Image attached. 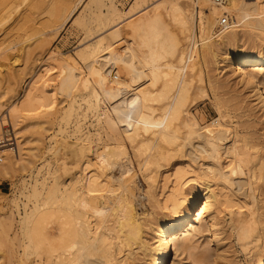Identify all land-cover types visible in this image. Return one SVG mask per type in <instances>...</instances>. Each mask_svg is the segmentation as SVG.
<instances>
[{"label": "bare ground", "instance_id": "bare-ground-1", "mask_svg": "<svg viewBox=\"0 0 264 264\" xmlns=\"http://www.w3.org/2000/svg\"><path fill=\"white\" fill-rule=\"evenodd\" d=\"M84 1L79 0L78 5ZM149 1L133 0L122 11L116 0H89L85 14L83 11L75 20L78 5L67 12L70 0H0V25L11 19V14H17L11 20L15 29L7 36L10 41L42 30L57 32L64 24L75 21L85 33L76 58L61 53L54 56L51 51V62L41 66L40 73L35 74L37 80L28 84L16 106L7 113L19 123L20 117L29 116L31 108L42 111L47 103L51 115L58 95L67 102L60 121L67 124L71 120L74 135L73 142H68L63 138L65 130L58 127L50 138L45 165L30 166L33 183L22 179L18 195L10 196L14 213L9 210L0 214V245L16 239L20 249L17 264H43V256L47 264H136L138 260L143 264H167L171 250L189 254L196 248L195 238L204 233L210 235L205 244H213V250L197 258L214 264L223 253L221 220L226 213L227 224L236 230V240L248 264H264V236L254 235L251 225L262 220L256 197L264 185V161L255 159L245 136L229 137L232 122L224 121L223 115L201 126L190 112L204 92L200 86L198 46L205 63L216 66L218 45L228 49L220 60L226 76L248 89L264 110V0H224L220 4L209 0H152L156 4L150 7ZM20 5L24 6L21 10ZM194 7H198L197 13ZM37 10L49 17L38 27ZM223 15L229 22L218 28ZM93 21L96 25L91 24ZM167 27L176 28L174 40ZM41 35L35 39L36 49L50 44L48 36ZM7 37L0 39V55L9 49L3 51ZM29 50V54L33 53ZM29 56L33 61L39 55L34 59ZM54 69L58 72L53 79L55 74L49 75L51 71L55 73ZM51 81L57 86L54 95L49 92ZM11 82L5 84L6 91L0 96L16 91L18 85L14 88ZM242 97L248 100L243 94ZM46 109L42 115H48ZM25 111L28 115H24ZM86 118L91 119L88 125ZM94 141L95 148L91 146ZM16 145L14 152L0 151V179L17 165L23 167L17 140ZM55 157L58 158L53 160ZM134 163L146 182L144 199L152 209L150 213L139 212L142 207L139 209L134 193ZM42 166L53 170L45 171L55 184L45 190L48 200L44 197L40 204L43 207L52 202L47 206L52 204L58 211L62 229L57 238L51 231L42 233L35 219L39 206L29 210L25 202L31 199V203L33 197L42 195L39 190L43 188L38 187L43 186L44 179L39 181V177L49 179L44 173L39 175ZM0 196L8 194L0 192ZM247 208L249 220L243 211ZM4 209L5 204L0 205V211ZM14 222L18 229L9 236Z\"/></svg>", "mask_w": 264, "mask_h": 264}, {"label": "rangeland", "instance_id": "rangeland-1", "mask_svg": "<svg viewBox=\"0 0 264 264\" xmlns=\"http://www.w3.org/2000/svg\"><path fill=\"white\" fill-rule=\"evenodd\" d=\"M17 1H20V0H17ZM88 1L89 0H86V1H84V3H82V4L80 3L78 5L79 0H70L71 5H68L70 3L67 4L68 5L67 6V12L70 9H72L73 7H76L78 5L77 6L78 8L76 9L77 11L75 12V14L77 16V17L75 16L76 17L75 20H77L78 18H80L83 11H84L83 15L85 14L84 7L86 6V3L88 4ZM132 1L133 0H129L127 3L120 4V0H116V5H117L118 9L123 11L129 7V5L132 3ZM75 2H76V4H75ZM18 3L19 2H17V4ZM20 4L22 5L21 2H20ZM152 4H156V3L155 2L153 3L152 0H150L148 6L150 7V6H152ZM21 5L19 6L20 10H21V8L22 9L24 8V6L21 7ZM194 9H195L196 13L199 10L198 7H194ZM43 12H41L40 10H37V13L35 14V21H36L35 23L38 24V25L35 24L36 27L41 26L40 23L44 24L43 20H44V22H46V19L47 18L49 19V17H45L47 15L43 14ZM13 14H11V16H10L11 19L9 18L7 22L5 21V23L0 25V39H2L4 37L6 38L7 36H10L11 33L13 32V30L11 32V29L14 27V25H12V24H14V21H11V20H14L17 16L16 13H15V15H13ZM196 21H197V17H196ZM75 22H73V23L68 22V23L64 24V26L60 30H58L59 32L58 31L56 32V31L42 30L43 32L40 31V33H34V34H37V36L43 34V35H41V38H43L44 36H48L47 38L50 40V44L44 45L42 48L36 49V45H34V44L36 42L35 39L37 38V36L34 34L28 35L29 37L27 36V38H26V36H24L22 39H20L18 41L13 40V38L10 41L11 37L10 38L7 37V40L3 44L5 46L3 51H5L7 48H9V49L5 51L7 54L4 52L6 55L4 53L2 55H0V58L2 57L0 59V66H2L0 68V79H3V81H0V95H2L4 89L6 88V85L9 82H11V80H12V82L14 81V83H15V84H12V86L14 88H16V86L18 85L17 86L18 88H16V91L13 92L14 94L8 93V94H3V96H0V105H1L0 106V133L2 132L1 131L2 130L1 125H3V124L5 125L6 123L8 125L11 124L12 129H13L14 134H15V138H16L15 140H17V143L19 142L18 148H20V147L22 148V150H20V152H21V154H23L21 156V157H23V160L21 162H23L22 166L24 168L20 167V165H17V166H19V168L16 166L13 170H11L9 172V174L5 178L0 179V192H2L4 194H8V197H1L0 196V205L5 204V209H6V210L4 209L3 212L0 211L1 215L3 213L8 212L9 210L13 211V207L11 208V204L9 202V199L13 196L12 194L18 195V193H16V191L19 187V182L22 179H25L28 183L30 182V184H31V182L33 181V180H31L32 178L29 177L30 166H31V168L34 166L39 168L41 166V164L45 165L43 163L44 162L43 159L48 157L47 148L49 147V145L52 142L50 138L53 137V135L57 133L58 127L62 126V128L65 130V132L63 134V138L66 141L73 142V140H74V135H72V129H73L72 124L73 123H71V120L68 121L67 124H65L64 121L63 122L60 121L61 110L62 109L64 110V108L67 107V102L61 101V99H62V98H60L61 96L55 95V98H56L55 104H57L56 105L57 107H55L56 109H54L55 110L54 113L51 114L52 116L47 112L49 110L48 108L46 109V107L48 105L47 103H45V105L42 106V107H44V109L42 107L41 108H42V111L46 109L45 112H47L48 115H46L44 113L42 115V113H41L42 111H40L41 109L40 110H39V108L33 109V108H35V107H33V108H31V110L29 109L31 111L30 113L25 111L26 114H24V115L29 114V116H26L27 118H24L25 116H23V118L20 117L18 120L20 121V119H21L22 121L19 123H18L17 119L14 122L13 119L7 115V113H8V111H10V109L13 108L12 107L13 105L16 106L15 104H17L18 101L21 99V97L24 94V91L27 88L28 84L32 83L34 79H35L34 81L37 80L35 74L40 73L39 70L41 69V66L45 65L48 62H51V60L49 59L51 51H54V53H52V55H54V56H56L58 53H61V54L69 55V56L71 55L74 58H76V50H78L80 48V44L83 43L82 41L85 38V33L82 30L81 26L76 24ZM228 22H229V20H228ZM94 23H95L94 21L91 22V24H94ZM94 25H96V23ZM94 25H92V26L90 25V28L92 27L93 30L96 28V26H94ZM169 27H171V26H169ZM169 27H167L168 33L175 35L176 28L172 29ZM39 28H41V27H39ZM13 29H15V27ZM49 30H51V29H49ZM5 31H7V32H5ZM172 31H173V33H172ZM247 32L248 31H246V35L250 36V34H249L250 32L249 33H247ZM6 33H7V35L4 36V34H6ZM22 34L24 35L23 32H22ZM172 35L170 37H172ZM174 35L171 38L173 40H174ZM246 35H244V36H246ZM246 37H248V36H246ZM220 46L218 45L217 46L218 48L215 47L216 51H217V49H219L217 51V55H218V53H220L217 56V62L218 63L216 64V66L212 65V64L208 65L207 63H205L207 61L204 59V57H202V53H201L202 51L200 49V46H198V52H199L198 53V61H199V66H200V76L202 79V83L200 86H202L204 92H203L202 97H198L197 100L194 101L195 102L194 106L192 107L190 112L196 118L198 124L201 126H206V125L210 124L211 122H213L214 120L215 121L218 120V117H219L218 115H223L224 121L228 120L230 123L232 122V124H231L232 126H230L232 134H230L229 137H232L235 134H236V138H239L240 136H245L249 141V151L252 152L255 159L256 158H258L259 160L263 159L262 161H264V110L260 107V105L257 103V101L254 100V97L248 91V89L243 88L242 84H239V83H238L239 85L236 84L237 80L234 81V83H233L232 79H229L226 76V74H225L226 69L223 68L224 62H221L220 60H222L226 56L225 52H226V50L228 52V49L225 48L226 49L225 50L223 47H220ZM27 50H29L30 52L33 51L34 54L32 52L31 53L33 55L31 53L29 54V52ZM55 52H57V53H55ZM27 54H28V56L30 55L29 57H31L33 59L37 58V56L39 55L38 59H39V57H40V59L39 60L34 59L33 61H36L34 63L30 58L27 57ZM15 56L17 57V59ZM11 61H13V62H11ZM31 61H32V63H31ZM77 61H78L79 65H81V63L79 62L78 59H77ZM10 64L11 65L13 64L14 66L12 65L13 66L12 67ZM25 64L28 66L29 65L32 66V64H34V66H33V68L32 67L25 68V66H26ZM20 65H21V67H20ZM22 65H23V67H22ZM13 68L16 69L15 72L17 74H19L20 77L15 75L16 73L13 72V70H14ZM29 68H31L30 69L31 72H29V70H28ZM24 69H26V70H24ZM51 72H50L49 77L51 76V74L52 75L55 74L53 76V79L56 78L57 77L56 75L58 72L57 69H54L53 72H55V73H51ZM3 75H4V77H3ZM1 76H2V78H1ZM21 76H22V78H21ZM9 77L11 78V80L9 79ZM5 78H7V79H5ZM17 78L19 79V81H17L18 80ZM42 79H40L38 81L39 84H40ZM195 79L198 80V77H196ZM209 79L213 81V87L210 86ZM230 80L232 82H230ZM4 81L7 82V83H5L6 85L4 84ZM16 82H18V84ZM51 82H50L48 87H49V92L53 94L54 89L57 86L54 84V82H52V83ZM39 84H37V85H39ZM234 84H236L235 85L236 87L234 86ZM2 85L4 88L2 87ZM54 86H55V88H54ZM235 89L238 91H236ZM5 91H6V89H5ZM242 94H243V96L247 97L248 100L247 99L243 100ZM247 101L248 102L250 101V103H248ZM109 108H110L109 106H106L105 109H108L109 110L108 112H110L109 113L110 116L116 120V118H115L116 116L111 112V109H109ZM32 110H33V112L36 111L35 114L32 112ZM25 112H23V113H25ZM37 112H38V114H40L39 116L36 115ZM30 115L31 116L34 115V116L31 117ZM59 115H60V117H59ZM85 120H86V125H88L91 122L90 121L91 119H89V118H86ZM15 123H16V125H15ZM27 125H29V126H27ZM19 126H20V128H19ZM23 129H25V130H23ZM90 131L93 132L92 129H90ZM60 137H61V135H58L56 138L59 139ZM21 140H22V143H21ZM92 143H93V145H92ZM94 143H96V141L91 142V146H93L95 148L96 145ZM125 145L128 147V149H130L127 142H125ZM0 155H1V153H0ZM63 156H65V155H63ZM57 158L58 157H55V158H53V160H56ZM258 159H256V160H258ZM27 161H28V164H27ZM41 161H42V163H41ZM133 166H134L133 167V174L135 173L134 174V182H135L134 185H136L134 193H135L136 201L138 202L139 209L142 207L139 212L142 211L146 214V212L148 211V213H150V212H152V209L147 204L146 199H144L145 198L144 192L146 189V184H145L146 182L143 181V179L141 178L140 172L137 170L138 168H137L135 163L133 164ZM45 168H46V166L41 167V174H39V175L42 176L43 173L45 174V171L47 172L48 170L50 172L53 171L51 166L47 167V168H49L48 170ZM43 169H44V172H42ZM44 176H47L49 179H47L46 177L45 178L39 177L40 178L39 181H42V179H44L43 180L44 181L43 186L45 187V189L43 186L38 187L39 189L43 188L42 190H44V191L39 190V195H41L40 193H42L41 197L40 196H38V197L32 196L33 198L30 197V198H32L31 203H30L31 199H28V202H27V200H25V202L28 203L27 206H28L29 210L31 209V207L33 208L34 206H39L40 211H38V213L36 215L37 216L39 215L40 217L38 216L35 219H36V222H38V225L39 224L41 225L40 227L39 226L38 227L42 231V233L44 232L45 235H47L49 233H53L55 235V237L57 238L60 235L59 233L62 229V226L59 224V220L61 219V217H60L58 211L55 208H52L53 203L49 202V201H48L49 203H52V204H50L51 206H47L48 202H46L47 203L45 205L46 209H44V210L41 209V208H44L45 206L42 207L40 202H43L42 200L45 201V199L48 198L47 197L48 196L47 191H46L47 196H44V195H46L45 190L49 191L50 188H52L51 184L53 182V180H51L52 179L51 174H47V175L45 174ZM28 178H30V179H28ZM47 180H48V182H47ZM44 183L46 184V186ZM53 184H55V183H53ZM59 188H60V186H59ZM44 197H45V199H43ZM34 198H36V199H34ZM256 198L259 201L260 206H261V210L259 211L260 212L259 214H261L262 220H261V222H256L255 224H251L250 221H249V223L253 226L254 235L258 234V235H262V237H263L264 236V185L263 184H261L260 194H258ZM33 200H36L37 203ZM44 203H42V205H44ZM41 210H42V212H41ZM243 211L246 212V219L249 220L250 216H247L248 208L246 210L244 209ZM39 212H41V213H39ZM13 213H14V211H13ZM224 216H223V219L221 220L223 222V224L221 223V225H222V229L224 230L223 235L225 238L223 253H222V256L214 262V264H248L246 253H244V251L241 250L240 246L238 245L239 243L236 240V230L232 229L230 224L229 225L227 224L229 222V215L226 213ZM35 225H37V224H35ZM36 228H37V226H36ZM17 229H18V225L16 222H14V224L12 226V230L9 233V236L10 235L13 236L12 232L16 233ZM47 231H51V232L48 233ZM209 236L210 235L208 233H204L202 236L195 238L194 245L196 246V248H194L190 251V253L191 252L195 253L196 254V255L194 254L195 256H192L190 253L189 254L188 253H180L179 251L176 252L175 249L171 250L167 264H178L179 262H180V264H207V261H209V260L207 259L205 261H200L202 259V257L200 255H201V253L205 252L206 250H209V249H211V251L213 250L212 249L213 244H211V243H210V245L205 244L206 240ZM197 238H198V240H197ZM9 239L11 240L12 237H9ZM12 241H13V239H12ZM12 241H7L5 243H2V245H0V264H17V260H16L17 254L20 252V249L17 247L18 245L16 244L17 243L16 239H15V241H13V242ZM203 248H206V249L204 250ZM198 256H200L201 259H198L197 258ZM30 262H31V260L29 259L27 261V263H30ZM43 264H47L46 256H43ZM136 264H143V261L138 260V261H136Z\"/></svg>", "mask_w": 264, "mask_h": 264}, {"label": "built area", "instance_id": "built-area-1", "mask_svg": "<svg viewBox=\"0 0 264 264\" xmlns=\"http://www.w3.org/2000/svg\"><path fill=\"white\" fill-rule=\"evenodd\" d=\"M129 0H120V4H124L127 3ZM210 2L214 3V4H220L222 3L224 0H209ZM228 16L223 15L219 22H218V28L223 27L227 22H228ZM2 128V132L0 135V151L2 149H12L13 152L14 150H17V145H16V140H15V134L14 131L12 129L11 124H3L1 125ZM2 156L0 155V161H1Z\"/></svg>", "mask_w": 264, "mask_h": 264}]
</instances>
